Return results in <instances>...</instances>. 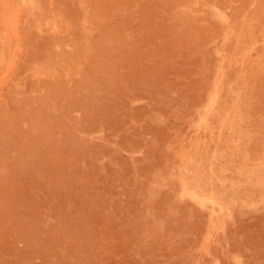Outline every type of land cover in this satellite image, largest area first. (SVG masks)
I'll return each instance as SVG.
<instances>
[{
    "label": "rangeland",
    "instance_id": "rangeland-1",
    "mask_svg": "<svg viewBox=\"0 0 264 264\" xmlns=\"http://www.w3.org/2000/svg\"><path fill=\"white\" fill-rule=\"evenodd\" d=\"M0 264H264V0H0Z\"/></svg>",
    "mask_w": 264,
    "mask_h": 264
},
{
    "label": "bare ground",
    "instance_id": "bare-ground-1",
    "mask_svg": "<svg viewBox=\"0 0 264 264\" xmlns=\"http://www.w3.org/2000/svg\"><path fill=\"white\" fill-rule=\"evenodd\" d=\"M1 4H3V3H1ZM7 4V3H6ZM8 5V4H7ZM12 9V8H11ZM218 9V8H217ZM10 11V10H9ZM214 12L216 13V11L214 10ZM222 13V12H221ZM217 14V13H216ZM223 15H225V14H223ZM215 18V17H214ZM217 18V20H219L218 19V16L216 17ZM227 18V17H226ZM223 19V18H222ZM10 20V19H9ZM220 22H221V20H220ZM223 22V21H222ZM224 22H226V20L224 21ZM248 27V26H247ZM12 31V30H11ZM81 31V30H80ZM13 53V52H12ZM221 53V52H220ZM219 54V53H218ZM230 64V63H229ZM8 65H6V67H7ZM83 75V74H82ZM114 75V74H113ZM88 80V79H87ZM86 80V81H87ZM113 80V79H112ZM122 83V82H121ZM234 83H235V80H234ZM84 84V83H83ZM236 86V85H235ZM48 89V88H47ZM83 89V88H82ZM6 90V89H5ZM87 90V89H86ZM32 92V91H31ZM13 93V92H12ZM49 93V92H48ZM14 94V93H13ZM89 94V93H88ZM93 98V97H92ZM137 99V98H136ZM62 100V99H61ZM149 100V99H148ZM93 101V100H92ZM2 102V101H1ZM10 103V102H9ZM12 103V102H11ZM10 103V104H11ZM50 103V102H49ZM233 103V102H232ZM52 104V103H51ZM28 105V104H27ZM41 106V105H40ZM48 106V105H47ZM56 106V105H55ZM235 106H236V104H235ZM204 107H206V106H204ZM16 108V107H15ZM56 108V107H55ZM61 108H63V107H61ZM235 108H238V107H235ZM21 109V108H20ZM38 109V108H37ZM16 110V109H15ZM22 112V111H21ZM35 112V111H34ZM76 112V111H75ZM25 113V112H24ZM57 113V112H56ZM41 114V113H40ZM69 114V113H68ZM160 114V113H159ZM30 116V115H29ZM22 117V116H21ZM28 117V116H27ZM31 117V116H30ZM250 117V116H249ZM24 118V117H23ZM200 118V117H199ZM202 118H203V116H202ZM76 119V118H75ZM27 120V119H26ZM48 120H49V118H48ZM200 121H203L204 122V119L202 120V119H199ZM102 122V121H101ZM195 124V123H194ZM198 124H199V121H198ZM213 125V124H212ZM67 126V125H66ZM70 126V125H69ZM103 127V126H102ZM17 128V127H16ZM66 128H68V127H66ZM75 128H76V126H75ZM196 128V127H195ZM35 129V128H34ZM261 130V129H260ZM20 131H21V129H20ZM77 131V130H76ZM65 132V131H64ZM78 133V132H77ZM24 134V133H23ZM65 134H66V132H65ZM85 134H87V133H85ZM145 135V134H144ZM75 139V138H74ZM107 140V139H106ZM80 141V140H79ZM117 144V143H116ZM207 144V143H206ZM121 145V144H120ZM9 146V145H8ZM120 147V146H119ZM206 148V147H205ZM124 151V150H123ZM181 152V151H180ZM141 155H143V154H141ZM183 156H184V154H183ZM259 156V155H258ZM144 158V157H143ZM148 158V157H147ZM194 159V158H193ZM193 161V160H192ZM53 162V161H52ZM192 164V163H191ZM150 165V164H149ZM119 167V166H118ZM153 167V166H152ZM183 168V167H182ZM181 173V172H180ZM188 173V172H187ZM196 175V174H195ZM215 178V177H214ZM190 179V178H189ZM257 180V179H256ZM234 191V190H233ZM247 192V191H246ZM237 193H239V192H237ZM248 193V192H247ZM182 194V193H181ZM181 194H180V197H181ZM186 194H187V192H186ZM215 194V193H214ZM183 195H184V192H183ZM232 195V194H231ZM238 196H239V194H238ZM247 196V195H246ZM203 197V196H202ZM193 198H194V196H193ZM231 198V197H230ZM195 199H196V197H195ZM204 199V198H203ZM194 200V199H193ZM211 200V199H210ZM229 200V199H228ZM207 201L206 200V198H205V200H203V203H202V205L205 203V202ZM223 201H225V200H223ZM202 201H200V203H201ZM199 203V204H200ZM207 203H209V202H207ZM212 203H214V202H212ZM206 204V203H205ZM210 205H211V203H210ZM221 205V204H220ZM222 205H224V204H222ZM202 208H204V205H203V207ZM219 209V211L221 210L220 209V206L218 207ZM241 208V207H240ZM225 209H227L226 207H225ZM244 209V208H243ZM242 210V209H241ZM222 212V211H221ZM229 213V212H228ZM214 214H216L215 212H214ZM205 251V250H204ZM206 252V254H207V250L205 251ZM140 257V256H139Z\"/></svg>",
    "mask_w": 264,
    "mask_h": 264
}]
</instances>
